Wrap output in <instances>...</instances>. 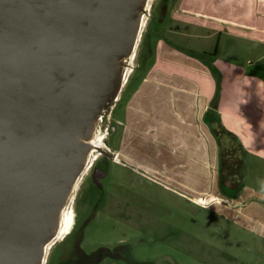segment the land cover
Listing matches in <instances>:
<instances>
[{
	"label": "water",
	"instance_id": "water-1",
	"mask_svg": "<svg viewBox=\"0 0 264 264\" xmlns=\"http://www.w3.org/2000/svg\"><path fill=\"white\" fill-rule=\"evenodd\" d=\"M139 2L0 0V264H41Z\"/></svg>",
	"mask_w": 264,
	"mask_h": 264
},
{
	"label": "crops",
	"instance_id": "crops-1",
	"mask_svg": "<svg viewBox=\"0 0 264 264\" xmlns=\"http://www.w3.org/2000/svg\"><path fill=\"white\" fill-rule=\"evenodd\" d=\"M178 15L187 26L184 33L174 34L177 37L188 38L190 26L207 28L211 37L217 30L223 36L227 28H234L244 31L248 40L264 44V0H185ZM217 42L216 52H208L214 57L220 49ZM249 64L253 63L208 64L161 39L153 64L126 98L115 148L163 185L264 236L262 191L245 185L237 199L223 201L220 150L207 120L216 101L215 115L238 136L246 161L264 163V79L255 71L248 74ZM152 153L155 163L148 158Z\"/></svg>",
	"mask_w": 264,
	"mask_h": 264
},
{
	"label": "rangeland",
	"instance_id": "rangeland-1",
	"mask_svg": "<svg viewBox=\"0 0 264 264\" xmlns=\"http://www.w3.org/2000/svg\"><path fill=\"white\" fill-rule=\"evenodd\" d=\"M157 1H140L134 10L135 18L140 17V37L137 39L132 53L126 59L125 65L121 66L119 70L120 74L124 73L126 82L131 80L132 83L142 74L144 68L142 67L143 57L141 58L143 37L150 26V19L154 15ZM240 13L246 15L245 11H240ZM168 15H170V11ZM261 21L264 22V19ZM164 24H167V19ZM163 29L164 34L161 37L165 41L185 52L194 54L196 58L205 63L209 64L219 60L231 61L235 64H246L248 61L257 65L264 64V44L248 40L244 31L227 28L228 32L221 38L218 55L214 57L208 52L214 50L216 38L208 36L201 28L190 27V31L186 30L188 38H180L173 33L169 34L168 26ZM132 84H138V82ZM126 86L127 83L123 85L122 92L118 95L120 98L123 97L116 109L114 105L118 104V101L107 99L105 104L100 105L96 111L94 136L96 141L103 138L99 145L100 148L105 144V138L111 126L115 128L112 145L113 148L116 147L125 110L126 95L129 92L128 88L123 93ZM153 148L156 149L155 146ZM150 157L154 163L157 161L155 153L150 154L148 158L150 159ZM242 175L244 186H250L264 193L263 162L257 159L247 162L245 158ZM159 182L162 186L160 185L161 188L158 190L156 206H153L154 200L148 197L144 241L141 247L134 245V250L137 255H141L143 264H264V236L238 224L235 217L215 214L209 209V206L206 207L202 203L191 200L188 198V194ZM148 189H151L150 186ZM71 205L72 202L68 206L66 205L65 214L72 223ZM110 209L109 207L107 213L104 211L100 214V222L91 225L90 233L99 231L106 233L111 230L115 222ZM71 226L70 224L67 233ZM66 232L63 238L67 236ZM61 251L62 244L60 243L50 246L42 264L49 256V252L50 256L52 252V256L57 257ZM103 264L114 263L105 262Z\"/></svg>",
	"mask_w": 264,
	"mask_h": 264
},
{
	"label": "flooded vegetation",
	"instance_id": "flooded-vegetation-1",
	"mask_svg": "<svg viewBox=\"0 0 264 264\" xmlns=\"http://www.w3.org/2000/svg\"><path fill=\"white\" fill-rule=\"evenodd\" d=\"M184 1H157L148 29L156 25L160 40H163L161 37L164 34L163 28L167 26L169 34L184 33L187 25L184 26L178 15ZM169 11L170 15L167 16ZM166 19L167 24H164ZM199 28L210 36V30L201 26ZM215 37L217 41H221L222 31L217 30ZM248 67L258 74H264V64H249ZM121 92L122 89L118 95ZM120 100L122 98H117L118 104L114 105L115 109ZM112 128L111 126L108 129L103 147H99L103 153L96 151V157L87 160L78 177L76 189L68 202V204L72 202L70 209V213L73 214L72 226L67 236L53 244V246L62 244L61 254L53 257V253L51 252L50 256L49 252L44 264H103L105 262L143 264L141 255H137L134 250V245L142 246L146 233L148 197L154 200L153 206H156L161 184L159 180L148 176L144 170L128 161L113 148L112 137L115 128ZM109 207L115 225L106 233L100 231L90 233L91 225L100 222V214L104 211L107 213Z\"/></svg>",
	"mask_w": 264,
	"mask_h": 264
},
{
	"label": "trees",
	"instance_id": "trees-1",
	"mask_svg": "<svg viewBox=\"0 0 264 264\" xmlns=\"http://www.w3.org/2000/svg\"><path fill=\"white\" fill-rule=\"evenodd\" d=\"M158 32L157 26L152 25L151 29H148L143 37L141 57H143L142 67L145 69L153 64L156 44L160 40ZM217 47L218 42H216L213 53L216 52ZM144 68L143 70L145 71ZM143 70L142 74L139 75L140 77L136 80L137 82L144 76L145 73ZM247 73L253 74L255 72L250 67H247ZM256 74L260 76L258 73ZM136 81L132 83H136ZM127 83H129L127 87V89L129 88V92L126 95L128 98L134 92L137 84H132L131 80ZM216 108L217 102L214 101L212 103V109L207 114V120L220 150L219 190L224 198L234 200L241 195L244 189L242 172L245 166L246 151L238 136L228 130L218 116L215 115L214 111ZM112 127L114 128V126Z\"/></svg>",
	"mask_w": 264,
	"mask_h": 264
},
{
	"label": "bare ground",
	"instance_id": "bare-ground-1",
	"mask_svg": "<svg viewBox=\"0 0 264 264\" xmlns=\"http://www.w3.org/2000/svg\"><path fill=\"white\" fill-rule=\"evenodd\" d=\"M140 1H145V0H140ZM139 28H140V17H138V19L136 21L135 31H134V34H133V37H132V40H131V43H130V47H129L130 49H129V52L127 53V55L124 56V58L122 60V63H121L122 66L125 65L126 59L132 53L133 47L137 43V39L140 37L139 36ZM118 80H119L118 81L119 84H118V87L116 88L117 90L112 95V98L115 97L114 98L115 101L118 98V95H117L118 91L122 89V87H123V85L125 84V81H126L124 73H122V74H120L118 76ZM102 140H103V138H101L98 141H96L95 140V136H94V129H92V131H90L89 136L87 138V143L89 145H88V147L86 149V152H85V156H84L85 158H84V164L83 165H85L87 160H91V159H94L96 157L97 152H96V150L94 148H99V145L102 142ZM79 175H78V177H79ZM78 177H77V180H78ZM77 180L75 181V184H74V186L72 188L71 196H73V193H74V191L76 189ZM71 196L67 200L65 206L62 208V210L57 215L56 223H55V226H54V228L52 230L51 239L49 241L43 242L41 244V246H40L41 255H42V258H41V261H40L41 264L43 263L45 255L47 254V251H49L50 246H52L55 242H59L63 238L65 232L68 231V229H69V226L71 224V219L68 218L67 215L65 214V207L68 204L69 200L71 199Z\"/></svg>",
	"mask_w": 264,
	"mask_h": 264
},
{
	"label": "built area",
	"instance_id": "built-area-1",
	"mask_svg": "<svg viewBox=\"0 0 264 264\" xmlns=\"http://www.w3.org/2000/svg\"><path fill=\"white\" fill-rule=\"evenodd\" d=\"M125 83H126V81H125Z\"/></svg>",
	"mask_w": 264,
	"mask_h": 264
}]
</instances>
